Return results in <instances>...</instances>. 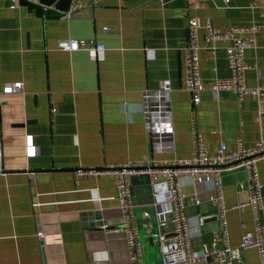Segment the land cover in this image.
Returning <instances> with one entry per match:
<instances>
[{
	"label": "crops",
	"instance_id": "0c3cea01",
	"mask_svg": "<svg viewBox=\"0 0 264 264\" xmlns=\"http://www.w3.org/2000/svg\"><path fill=\"white\" fill-rule=\"evenodd\" d=\"M78 1V11L67 18L37 2L21 0L11 7L9 0H0V140L7 167L0 172V264H130L125 237L112 230L120 226L122 214L116 176L104 167L191 156L194 120L209 151L221 141L228 149L239 139L246 148L264 142L257 95L239 98L229 90L210 89L215 79L231 74L228 39L200 51L207 86L200 102L186 89L185 43L192 17L222 31L258 26L256 45L245 52V79L250 87L264 82V13L254 0ZM68 38L103 43L106 49H58V41ZM165 79L172 83V127L154 146L143 95L159 90ZM20 81L22 90L3 91ZM258 166L264 192V156ZM247 177L244 166L223 172L234 245L254 225L250 206L240 205L249 192L237 183ZM180 180L189 195L184 211L192 220L191 244L198 249L220 228L214 176L184 174ZM150 209L153 224L146 221ZM134 220L145 262L160 260L161 227L153 203H136ZM241 256L238 264H260L256 247Z\"/></svg>",
	"mask_w": 264,
	"mask_h": 264
},
{
	"label": "built area",
	"instance_id": "2783aa9c",
	"mask_svg": "<svg viewBox=\"0 0 264 264\" xmlns=\"http://www.w3.org/2000/svg\"><path fill=\"white\" fill-rule=\"evenodd\" d=\"M11 7L20 5L21 0H9ZM39 3L44 10L53 8L40 3L39 0H27ZM229 3L230 0H223ZM197 3V0H189ZM264 13V0H254ZM54 9V8H53ZM79 9V1L73 0L70 10L60 12L64 17H71ZM204 29L201 34L200 30ZM264 29V25H263ZM258 26L233 27L228 31H222L210 21L204 25L199 23L196 17L188 21V37L185 43L186 89L192 94L195 103L200 102L202 92L207 88L201 77L200 51L203 48H215L212 44L220 39H228L230 44L226 48L231 74L229 77L217 78L210 83V89L215 93L229 90L239 98L246 95H257L259 111L264 114V82L258 87H250L246 83L245 71L248 65L245 62V52L256 45L255 33ZM243 33L250 34L242 36ZM203 39L204 43H201ZM58 49L76 51L80 49L105 50L103 43H95L85 39L73 38L58 41ZM171 80L165 79L159 90L146 92L144 97V112L146 116L147 130L153 138L154 146L161 142L163 135L171 129L170 91ZM22 81L8 84L4 87L5 93L22 90ZM56 111V108H53ZM194 151L186 158L164 159L161 162L148 160L146 162L119 161L108 164L102 170L113 172L116 176L117 195L120 199L121 225L112 229L121 232L125 237L128 247L130 264H147L144 259L145 246L138 223L134 220L136 204L133 201L130 175L142 170L150 174L153 186V205L156 209V217L161 227L157 239L161 250V258L151 264H197L200 260H208L211 264H238L244 249L256 247L259 255V263L264 264V192L258 161L264 156V142L259 140L252 148H246L241 139L237 146L228 149L227 143L221 141L218 148L209 151L207 138L193 121ZM239 166L246 167L248 177L246 181H239V190H247L249 197L246 203L249 205L253 216V228L246 230L242 235L240 244L234 245L230 238L229 206L225 201L223 172ZM139 168V169H138ZM102 170H96L101 172ZM4 164V146L0 140V172H6ZM191 174L198 178L202 174L214 176L213 203L216 206V216L220 222L219 231L211 242H206L202 247L195 249L191 244L194 231L192 220L184 208L189 199L185 192L180 177ZM195 199L196 196L191 197ZM148 214V211H145ZM202 221L204 216H199ZM109 228L108 224L102 225ZM251 264V263H247Z\"/></svg>",
	"mask_w": 264,
	"mask_h": 264
},
{
	"label": "water",
	"instance_id": "95a60500",
	"mask_svg": "<svg viewBox=\"0 0 264 264\" xmlns=\"http://www.w3.org/2000/svg\"><path fill=\"white\" fill-rule=\"evenodd\" d=\"M40 3L47 5V6H53L56 10L67 12L70 10L71 4L73 0H39ZM139 169V168H138ZM142 170L133 172L130 175L131 179V191L133 195V201L134 203H143V204H152L153 203V186L151 183V177L148 172H146L144 169L146 167H141ZM142 199V200H141ZM155 211L149 210V217L146 220L148 224H153L154 214ZM157 218V217H156ZM89 226H96L95 224H88ZM121 225V223H120ZM100 228H102L100 226Z\"/></svg>",
	"mask_w": 264,
	"mask_h": 264
}]
</instances>
